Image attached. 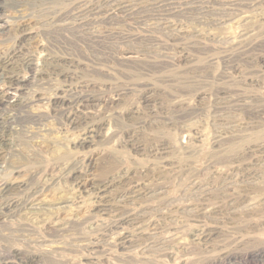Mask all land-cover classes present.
I'll use <instances>...</instances> for the list:
<instances>
[{
	"label": "rangeland",
	"instance_id": "1",
	"mask_svg": "<svg viewBox=\"0 0 264 264\" xmlns=\"http://www.w3.org/2000/svg\"><path fill=\"white\" fill-rule=\"evenodd\" d=\"M0 23V90L42 97L0 158L1 264H264V0H0ZM49 54L85 127L22 66Z\"/></svg>",
	"mask_w": 264,
	"mask_h": 264
},
{
	"label": "bare ground",
	"instance_id": "2",
	"mask_svg": "<svg viewBox=\"0 0 264 264\" xmlns=\"http://www.w3.org/2000/svg\"><path fill=\"white\" fill-rule=\"evenodd\" d=\"M61 1V0H60ZM68 2V1H66ZM107 3V2H106ZM162 3V2H161ZM74 4V2H73ZM77 4V3H76ZM71 5V4H70ZM79 5V4H78ZM104 4H101L99 6H102ZM107 4H105L106 6ZM109 5V4H108ZM113 5V4H111ZM162 5V4H161ZM68 6V5H67ZM72 6V5H71ZM76 6V5H75ZM85 6V5H84ZM88 6V5H87ZM117 6V5H116ZM69 7V6H68ZM67 7V8H68ZM83 7V6H82ZM92 7L91 9L87 8L88 10L86 11L89 12V10H94L97 9L96 6H90ZM117 7L120 8V10L122 11H126L124 10L125 6L122 4H119ZM154 7V6H153ZM174 7V6H173ZM70 8V7H69ZM74 8V7H73ZM13 9V8H12ZM72 9V8H71ZM101 9V7L99 8ZM115 9V7H114ZM86 10V9H85ZM83 10V11H85ZM56 11V10H55ZM128 11V10H127ZM76 12V11H75ZM75 12H70V10H67L63 16H61L58 21H60L59 25H70V20L69 19H73L75 17H77L74 13ZM108 12V11H107ZM168 12V11H167ZM190 12V11H189ZM97 13V12H96ZM73 14V15H72ZM89 14V13H88ZM87 14V15H88ZM93 14V12H92ZM185 14V13H184ZM79 15H81L79 13ZM85 16V14L83 15V17ZM90 16V15H89ZM88 16V17H89ZM96 16V15H95ZM55 17V16H54ZM109 17V16H108ZM78 18V17H77ZM80 18V17H79ZM111 18V16H110ZM84 19V18H83ZM82 19V20H83ZM52 20V17H51ZM70 22H67V21ZM91 20V19H90ZM78 21V20H77ZM56 22V20L54 21ZM81 22V19H80ZM85 22V19H84ZM75 24V23H74ZM77 24V23H76ZM84 24V23H83ZM72 25V24H71ZM70 25V26H71ZM85 25H87L85 23ZM78 26V25H77ZM67 27V26H66ZM3 28V23H0V31H2ZM9 29V28H8ZM66 29V28H65ZM63 30V29H62ZM19 31V30H18ZM24 32V31H23ZM109 33V32H108ZM113 37V36H112ZM13 48V47H12ZM15 51L16 48L12 50V55H15ZM26 52V51H25ZM5 54V53H4ZM6 55V54H5ZM17 55V54H16ZM15 55V56H16ZM19 56V55H18ZM68 56V55H67ZM69 57V56H68ZM32 58V57H31ZM31 58L29 56L26 57L25 55V60L22 64V66L27 67L28 69H30L32 71V73L38 74V73H43L44 71H51V70H55V71H59L58 72V76L61 77L62 81H64V83H59L58 86H56L53 89L52 94H50V96L48 97L47 101L51 104L52 108L54 109V111L58 114V115H63L66 116L69 120L72 121V123H74L76 126H79L81 124H88V122H90L84 115L85 110L90 107V105L92 104V102L95 100L92 96H89L88 94L84 95L81 94L80 92L76 91V88L74 86V84L72 82L69 81V74L67 73V71H62V70H57L58 68L63 67V65L65 66H69L70 64V60H66V59H60V58H56L54 56L46 55L43 58V65H41L42 67L38 68L31 60ZM67 58V57H66ZM15 60V59H14ZM21 60V59H20ZM4 62H6L7 64L10 62V60L4 59ZM22 63V62H21ZM11 64V62H10ZM13 64V63H12ZM1 65V64H0ZM148 65V64H147ZM7 66V65H6ZM5 66V67H6ZM144 66V65H143ZM142 66V67H143ZM3 68V67H2ZM13 68V67H12ZM9 69V68H8ZM15 71V69H13ZM30 71V73H31ZM12 73V72H11ZM15 73V72H14ZM17 74V73H16ZM52 74V72H51ZM1 75V74H0ZM34 75L32 76V78L34 77ZM4 77L7 78V80H9L8 85L6 86V88H4L3 90H0V158L2 159L3 156H5V152L7 150H9L8 148L11 149V144L12 142L11 140V133H16L17 131H22V132H26L25 128L28 127V125L30 124H41V119L37 116L35 118L26 115L25 114V109L29 107V104L31 102H35L38 101L40 99H42L41 97V92L40 91H35L36 93H34V98L31 100L28 97L27 93L29 90V84H31L32 80L30 78H24L23 76H19V75H11L5 73L3 74ZM59 81V80H58ZM3 82V81H2ZM8 82V81H5ZM52 82V81H51ZM9 91H14L13 93L9 92ZM79 91V90H78ZM85 93V92H83ZM143 93V92H142ZM33 95V94H32ZM148 95V94H147ZM44 97V96H43ZM148 98V97H147ZM46 101V102H47ZM145 101V100H144ZM97 102V101H96ZM95 102V103H96ZM87 115V113H86ZM35 116V115H34ZM63 118V117H62ZM90 118V117H88ZM67 121V120H66ZM98 121V120H97ZM93 122V121H92ZM100 122V121H99ZM70 123V122H69ZM95 123V121H94ZM73 124V125H74ZM64 125V124H63ZM82 126V127H83ZM94 126V125H93ZM82 127L80 126V128L82 129ZM85 127V126H84ZM79 128V129H80ZM72 129V128H71ZM76 129V128H75ZM86 130L87 128H83L82 130ZM99 129V128H98ZM91 130V129H89ZM94 130V129H93ZM30 131V130H29ZM84 132V131H83ZM92 133V132H91ZM90 133V134H91ZM19 134V133H18ZM21 134V133H20ZM97 134V133H96ZM14 135V134H13ZM12 135V136H13ZM87 135V134H85ZM84 135V136H85ZM9 136V137H7ZM90 136V135H89ZM87 136H85L86 139ZM84 138V137H83ZM83 139V140H85ZM20 140V139H19ZM13 141V140H12ZM11 142V143H10ZM134 142V141H133ZM3 146L6 148L5 150L3 149ZM137 148V147H136ZM5 151V152H4ZM3 155V156H2ZM1 161V160H0ZM22 166V165H21ZM19 170V169H18ZM3 188V187H2ZM3 191V189H2ZM100 191V190H98ZM10 193V192H8ZM7 193V194H8ZM39 193V192H38ZM98 194V193H97ZM10 195V194H9ZM101 195V194H100ZM1 199L4 196V192L0 194ZM11 199V198H10ZM16 199V198H15ZM4 200V199H3ZM13 200V199H12ZM26 201V200H25ZM12 202V201H11ZM17 202V201H16ZM3 203V202H2ZM18 203V202H17ZM101 204V203H100ZM3 210H9L11 208V204L10 203H5L4 205H2ZM20 206V204H19ZM1 207V206H0ZM13 207V206H12ZM16 207V205H15ZM103 207V206H102ZM16 209V208H15ZM2 210V209H1ZM4 210V211H5ZM14 210V209H13ZM18 210V209H17ZM6 212V211H5ZM8 213V212H7ZM129 212H127V216H124L123 218H121L116 224L118 225H122L125 222L130 223L133 222L135 225V219L134 216H130L128 215ZM146 214V213H145ZM136 217V216H135ZM138 217V216H137ZM142 218V217H141ZM138 219V218H137ZM116 221V220H115ZM143 221V220H142ZM122 223V224H120ZM132 224V223H131ZM126 225V226H127ZM133 225V224H132ZM155 226V225H154ZM116 227V226H115ZM123 227V226H122ZM125 227V226H124ZM139 227V226H138ZM135 228V227H134ZM106 229V228H105ZM111 229V228H110ZM116 229V228H115ZM137 229V228H136ZM130 230V229H129ZM125 231V230H124ZM206 234V233H205ZM209 234V233H208ZM139 235V234H138ZM127 236V234H126ZM126 236H122L121 237V241H124L127 239ZM129 236V235H128ZM134 236V235H133ZM208 236V235H207ZM150 240V239H149ZM153 240V239H152ZM120 241V242H121ZM129 241V240H128ZM88 244V242H87ZM97 244V243H96ZM99 244V243H98ZM122 244V243H121ZM124 245V244H123ZM125 246V245H124ZM95 244H91L89 249H93L95 248ZM87 248V247H86ZM88 249V248H87ZM225 256V255H224ZM220 258V257H219ZM226 258V257H225ZM224 258V259H225ZM230 258V257H229ZM222 259V258H221ZM230 260V259H229ZM1 262V261H0ZM3 262V261H2ZM1 264V263H0Z\"/></svg>",
	"mask_w": 264,
	"mask_h": 264
}]
</instances>
